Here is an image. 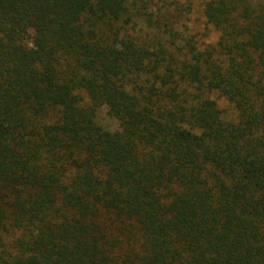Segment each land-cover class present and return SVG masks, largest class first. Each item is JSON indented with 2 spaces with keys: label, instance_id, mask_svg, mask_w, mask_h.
Here are the masks:
<instances>
[{
  "label": "trees",
  "instance_id": "16d2710c",
  "mask_svg": "<svg viewBox=\"0 0 264 264\" xmlns=\"http://www.w3.org/2000/svg\"><path fill=\"white\" fill-rule=\"evenodd\" d=\"M0 264H264V0H0Z\"/></svg>",
  "mask_w": 264,
  "mask_h": 264
},
{
  "label": "rangeland",
  "instance_id": "374dc122",
  "mask_svg": "<svg viewBox=\"0 0 264 264\" xmlns=\"http://www.w3.org/2000/svg\"><path fill=\"white\" fill-rule=\"evenodd\" d=\"M185 7V6H184ZM188 7V5H187ZM197 11L196 10H191V12L188 14V17L184 14L182 15V20H186V21H189L188 24L190 25V27H194L197 31L196 32H199L198 34V39H200L202 36L203 38L205 39V35L203 32V28H202V20H198L197 18ZM189 18V20H188ZM188 25V26H189ZM179 28H184L183 26H178ZM208 32V31H207ZM224 103V102H222ZM222 105V104H221ZM100 119L101 121L103 122V124L106 126V127H109L111 129H116L118 127V122L117 120H115L114 118H111L107 115V108L104 107L101 112H100Z\"/></svg>",
  "mask_w": 264,
  "mask_h": 264
}]
</instances>
